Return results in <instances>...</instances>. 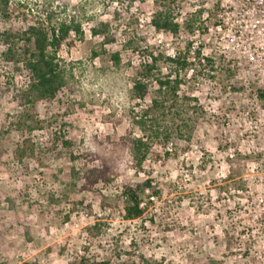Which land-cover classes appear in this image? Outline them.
I'll use <instances>...</instances> for the list:
<instances>
[{
  "label": "rangeland",
  "instance_id": "374dc122",
  "mask_svg": "<svg viewBox=\"0 0 264 264\" xmlns=\"http://www.w3.org/2000/svg\"><path fill=\"white\" fill-rule=\"evenodd\" d=\"M11 1L15 30L53 10L82 34L61 42L67 84L53 102L31 109L32 132L10 127L21 108L11 95L0 100V264H68L75 253L90 264H264V31L239 13L243 2L184 0L180 22L200 11L199 30L175 38L150 25V0L134 3L119 25L112 14L121 9L108 0ZM102 23L115 35L110 45L91 34ZM8 27L0 22V30ZM129 39L166 55L191 42L212 60L181 86L200 106L190 141L151 164L160 191L152 222L120 215L123 189L147 176L134 173L129 147L130 90L142 62L124 50ZM26 80L22 71L16 84ZM24 140L33 152L18 158ZM62 140L72 143L74 162ZM102 168L111 182L91 186L77 177ZM96 220L107 227L91 235Z\"/></svg>",
  "mask_w": 264,
  "mask_h": 264
},
{
  "label": "trees",
  "instance_id": "16d2710c",
  "mask_svg": "<svg viewBox=\"0 0 264 264\" xmlns=\"http://www.w3.org/2000/svg\"><path fill=\"white\" fill-rule=\"evenodd\" d=\"M108 1L121 9H116L112 14L113 20L119 25L124 15L130 14L134 3H143L145 0ZM150 1L154 6L150 25L156 31L176 38L182 31L191 36L199 30L197 19L200 20V11L194 12L191 19L180 22V7L184 0ZM11 5V0H0V22L9 26L0 30V77L3 79L0 100L5 95H11L15 106L21 108L10 117V127L16 131L32 132L37 121L33 120L31 109L40 102H53L67 84L57 50L71 33L81 35L82 31L80 24L73 19L56 21L53 10L33 16L25 29L15 30L11 26ZM18 5H14L15 9ZM109 26V23H102L98 28L91 29V34L102 37L103 44L110 45L115 42V35L108 32ZM123 47L142 58L130 90L134 104L129 109V147L134 173L147 176L141 182L123 189L120 215L127 222L145 219L152 222V199L159 197L160 191L152 185L151 164L175 155L176 142L190 141L200 106L196 98L181 94V86L189 71L196 72L203 62L211 66L212 60L203 55L201 46L192 48L191 42L173 55L155 52L149 46H140L133 39L127 40ZM97 55L94 53V56ZM110 60L118 66L120 54H111ZM22 71L27 72V80L20 87L16 84V78ZM259 97L264 98V91H259ZM62 145L74 162L77 158L70 150L72 143L62 140ZM27 152H33V144L29 140H24V145L14 151L18 158ZM78 174L73 167L72 175L75 177ZM77 177L91 186L111 182L107 170L103 168L92 169L87 176ZM104 227L107 225L96 220L90 227V234L102 233ZM68 264L90 263L85 254L75 253Z\"/></svg>",
  "mask_w": 264,
  "mask_h": 264
},
{
  "label": "built area",
  "instance_id": "2783aa9c",
  "mask_svg": "<svg viewBox=\"0 0 264 264\" xmlns=\"http://www.w3.org/2000/svg\"><path fill=\"white\" fill-rule=\"evenodd\" d=\"M243 2L244 8L239 13H244L255 19L254 28L264 31V0H239Z\"/></svg>",
  "mask_w": 264,
  "mask_h": 264
}]
</instances>
